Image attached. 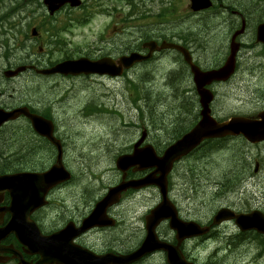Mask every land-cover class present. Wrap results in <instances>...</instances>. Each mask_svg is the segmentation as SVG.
Masks as SVG:
<instances>
[{"label": "rangeland", "instance_id": "374dc122", "mask_svg": "<svg viewBox=\"0 0 264 264\" xmlns=\"http://www.w3.org/2000/svg\"><path fill=\"white\" fill-rule=\"evenodd\" d=\"M170 1L174 4L179 0ZM41 4V0H0V16L4 15L8 21V16L11 15V19L14 20L11 24L16 23L15 42L19 46V48L12 45L1 46V64L3 61L12 63V65L26 64L36 60L39 46L35 40L29 39V32L31 33V25L38 24L45 15ZM163 6L164 1L162 0H91L83 10H66L60 16L81 13L88 14L93 19L94 12L97 10L112 11L115 15L118 12L124 14L126 10L132 11L133 9H137L138 15L154 10L157 14L169 16ZM32 17H35V21L30 22ZM94 21L95 25L81 24L78 44L72 43L68 46L69 49L78 48L81 54L97 57L119 48L123 36L115 28V20L109 26L103 23L101 17ZM189 24L190 27H194L197 22L192 19ZM170 25L178 27V24L174 22ZM165 27L168 28V25ZM221 30V24L212 25L211 32L205 36L206 42L209 43L211 40L213 42L215 38L220 37ZM251 33L252 26L243 37L244 50L241 58L243 67L246 69L254 68L255 62L261 60L259 57L262 56L254 50L250 43ZM137 34L138 32L134 33L130 29L128 39L133 40ZM207 48L205 44L204 50L206 51ZM28 52H30L29 57L24 56ZM59 56V52L50 55L53 60ZM45 59V62L49 60L48 54L45 55ZM156 76L148 70L144 73L141 67L132 71L129 78L91 80L87 84L80 82L75 89L64 80L54 88L47 78L36 77L32 73L23 74L10 81H5L0 74V86L10 87L13 94H19L21 97L29 96V100L35 101L40 107L44 105L53 107L49 110L53 114L59 108L62 109L58 128L64 138L67 137L68 158L78 173L80 187L73 197L74 202L64 205L59 210L62 212L59 221L83 217L90 212L97 197L103 192V187L111 181L110 175L115 181L122 177L119 172L112 174L110 165L114 164L116 154L125 148V144L126 147L132 146L134 141L142 135L144 124L140 119L141 116L152 125L153 135L158 139H170L182 129L185 118L175 117L174 112L179 111V108L185 104L181 115L190 116L193 108L189 99L194 96L193 89L180 76L176 77L175 72H170L168 78L172 81V91L167 93L157 81ZM72 88L71 96L63 94ZM260 91L264 95V85L261 86ZM60 95L59 106H55L54 100ZM24 101L26 100L20 103ZM246 102L247 92L243 91L240 97L233 94L229 99H224L222 104L237 105L242 108ZM13 103V98H9L8 104ZM96 109L107 110L111 113L97 112ZM71 115L74 116L70 117ZM111 117H113L112 121H110ZM139 122L141 126L138 128ZM17 126L15 123L12 124L10 130L0 138L2 164H7L14 157L23 156L27 161L33 158V166L40 165V157H37L39 150H43L49 156L52 153L51 149L37 140L30 139L28 134L25 139L18 137L17 134L13 141H7V138L12 139L17 133ZM216 155L228 163V168L219 167L221 162L217 160H211L208 163L197 161L176 172L177 177L182 179L179 187L182 197L185 199L192 197L187 204L192 209L191 211L201 218H206V215L221 203L234 204L233 202L239 200L238 194L240 193L249 194L246 198L251 197V194L257 195L259 203L264 206V145L255 146L252 161L243 148H239L237 152L228 150L217 152ZM174 184H178V179ZM123 198L118 215L125 221L122 222L121 228L106 235L107 241L104 245L110 246L111 244V246L128 248L135 246L141 237L138 233L142 232L141 228L144 230L145 216L159 203L157 202L158 196L151 188H145L136 193L131 192ZM252 201H255V198ZM47 215H51V212L43 217L46 219ZM48 222L52 228H49L47 232L55 231L56 228L53 226L58 221L49 220ZM223 229H226V233L229 234L227 239L224 236L215 237L204 245L194 247L195 250L191 253L200 254L203 260L209 258L211 262H214V258H223L214 264H264V238L254 237L251 234L239 237L235 234L236 229L232 223H227ZM162 231L164 232V229ZM98 236L89 237V241L94 242ZM102 243L98 242L100 246H104ZM215 252H217L216 255ZM157 262L160 263L159 260Z\"/></svg>", "mask_w": 264, "mask_h": 264}, {"label": "flooded vegetation", "instance_id": "af4514ba", "mask_svg": "<svg viewBox=\"0 0 264 264\" xmlns=\"http://www.w3.org/2000/svg\"><path fill=\"white\" fill-rule=\"evenodd\" d=\"M164 1V6L163 9L165 10L166 13L169 14V18H176V15H181L185 12H188L189 10H192L191 8V0H179L178 2H175L174 4L170 1V0H162ZM215 1V5L211 10L205 11V10H201V11H197L196 13H192L191 14V18H193L195 21H199V20H203L204 18V13L205 14H216L218 13L219 16L218 18H220L218 20L217 23L221 24L222 26V30H221V36L215 38L216 40H214L213 42H209L207 43L205 40V36L208 34L205 30L201 29L198 30L196 32H192L189 28H183V26L177 30V29H173L169 35V38L173 41H176L180 44H182L184 47H186L194 61L196 62L197 65H201V63L203 62L204 59H206L207 57H209V54L211 53V55L215 58L218 59L219 56L224 55L225 57L228 56L230 50H231V41L232 38L235 35V30L236 28H240L242 26V19L245 17L248 20V23L246 25H248V29L242 33L241 35L237 36V39L240 41V50L238 53V59H242V53L244 50V41H243V37L249 32L250 27L252 26V33L250 35V43L253 46L254 50L261 56L259 57L261 60H257L255 62V67L253 68V73L255 75H260V76H264V44L258 41L257 38V27L260 23H262L264 21V0H214ZM225 12V13H221V12ZM193 12V11H192ZM226 12L232 13V15L228 16V14ZM236 13V14H233ZM158 19L161 18L160 14H157L154 12V10H150L148 11L146 14L145 13H140L139 15L137 14V9H133L132 11H130L129 14H126V17L123 19L124 24L122 26V32L124 33V30L126 28V22L128 21L129 24L131 25H136V26H140L144 19H152L150 21H148L147 23H144L142 26H144L145 28H147L149 34H150V38L151 39H155V40H160L166 33V30L164 27L159 26L155 21V19H153L154 17H156ZM164 21L167 20L166 17L164 16ZM206 20L208 21V17L206 16ZM170 24H172V20L169 21ZM171 27V25H170ZM0 34H4V32H0ZM7 35H4L2 39H0V42H2L1 46H7V45H12L14 47H17L16 42L12 41L11 36L9 35V33H6ZM41 33L39 32L37 37H40ZM39 40V44L38 46H40V49L43 50L42 46L40 45L41 43H45L47 47H49L50 49L53 48L52 53L54 54L55 52H59L60 56L55 59V60H60V61H64L66 59H73V58H79L80 56H77L74 52L72 51H67L65 49H61L60 47L56 46L57 43L60 44V42L58 41H53L52 39H48V40H42L40 38H38ZM48 41L54 42L50 43ZM145 42L146 40H144V36H141L138 40H136L134 42V45L132 46L133 49L138 50L142 53H148L149 50L147 48H145ZM214 43V44H213ZM205 44H207L208 48L205 51L204 50V46ZM128 41H122L120 47L109 53L108 56H120L121 54H123L124 52L128 51ZM169 53V54H167ZM190 57V56H189ZM191 59V57H190ZM225 60V59H223ZM58 61V62H60ZM56 62V63H58ZM34 63L36 65H41L43 67H52L55 64L49 63V62H45V58H41V57H37L36 60H32L31 64ZM152 63L153 64H159V63H166L168 65L167 69H166V73L163 74V76H161V78L159 79V83L161 84V86H163V88L165 89V92L170 93V91H172V81L171 79L168 78V74L170 72H175L176 73V77L180 76L182 78V80L187 82V79L189 77H193V71L195 70L194 67L192 65L189 66L187 63L184 62L183 57L180 54L177 53H170V52H166V53H158V55L152 59ZM151 63V64H152ZM223 63V62H221ZM220 63V64H221ZM243 65V62H242ZM200 68H197V71H199ZM28 73H32L34 74L36 77H38V75H36V73H34L33 71H29ZM238 73L240 74V70L238 71ZM238 74V75H239ZM72 75H62V74H57V75H50V76H46L43 78H47L50 82H52V86L54 88L57 87V84L64 80L67 81L69 84H71L72 87H74L75 89L78 87V84L81 82V77L85 76H73ZM126 75H128V73L126 72ZM97 75H91V76H86L87 79L93 80L94 77ZM5 81L7 80H12L9 78H4ZM255 87V89H253ZM260 90L259 87L253 86L251 88V92H250V98H255L258 91ZM78 91V90H77ZM73 92V88L70 89L67 92H64L63 94H65L66 96H71ZM14 92L10 89V87L8 86H4L1 87L0 86V107H4L7 109H11L14 107H20V106H27L32 113H36V114H40L43 115L46 118L52 119L55 123V136L60 139L61 143H62V158H61V162L62 164H64L66 167L70 168L73 171V179L70 180L69 182L65 183L64 185H61L60 187L57 188L56 191L53 192V190L50 191L49 196H50V203L52 202L54 204V208L56 209V212L54 215H47V218L45 219L43 216L45 214H48V212L46 211V209L38 212L35 214V219H37L38 221L41 222L42 225V229L44 231V233H49L47 232V230L50 228V224H49V220L50 221H58V219L60 218V216L62 215V212H59V210H61V208L68 203H73L75 199H73V197H75L76 195V191L79 189V184H78V173L75 170V168L72 165V162L69 160L68 156H69V148H68V141H67V137L64 138L62 132L60 131V129L58 128V120L59 118H61V112L62 109L59 108V110L55 111L54 114L50 113L49 110L53 107H49L47 105H44L42 107L38 106V104L35 103V101L31 102L29 100V96H24L21 97L19 94H13ZM233 91L231 89L228 88L227 93H226V99H229L232 96ZM241 94V88L238 89V91L236 92L237 97H240ZM62 95V94H61ZM61 95L54 100L55 102V106H59V99L61 97ZM9 98H13L14 103L12 105L8 104ZM22 100H26L22 103H20ZM39 102H42L41 99H38ZM230 103V102H229ZM228 103V105H229ZM185 106V104H183L180 108L179 111H175L174 112V116L177 117L178 115H181L182 109ZM248 105H245L244 107H237V106H228V109L224 111L223 115L220 118L226 119V118H231L234 116H250V117H254L257 118V116L259 115V110H256L255 108L253 109H245ZM224 107V105H223ZM80 110V108H79ZM223 112V110L221 111ZM74 115H71L70 117H73ZM197 116V113L193 110L192 113L190 114V116H188V119H192L194 117ZM165 119V117H164ZM15 124H17L18 126L17 128V133L12 137L11 141L14 140L15 137L21 136L22 139H25L28 135V137L30 139H34L37 140L39 142H41L42 144L46 145L47 147H49L52 151L51 155L47 156L45 154V152L43 150H39L37 157H40V165L37 166H33L32 165V159L23 162L24 160L21 159L18 162L15 163V165L13 166H7L5 167L2 164V157L0 156V175L3 174H7V173H18L21 171H43L46 168H49L53 165H57L59 164V155H58V150L57 148L51 144L49 142V140L45 137H40L36 131L34 130L32 123L30 120L24 118V117H19L17 120L14 121ZM28 126H27V124ZM192 125V122L189 123V125L187 127H190ZM10 126H4L0 128V137L7 131L10 130ZM150 127L153 130L152 125L150 124ZM16 131V130H15ZM152 133V132H151ZM28 134V135H27ZM224 143L227 146L225 148V150L228 151H232V152H237L239 148H243L249 158L250 161L253 160V154L255 153V146L258 145H264V141L259 142V143H251L249 142L246 138H244L241 135H235V136H230L227 138H224ZM153 144L157 145L158 142V138H156V141L154 140H150ZM149 142V140H148ZM221 164L219 165V167L222 168H228V163L225 160H221L220 161ZM17 167H21V168H17ZM207 167V166H206ZM204 169V168H203ZM201 171V169H200ZM198 172V171H197ZM254 172V171H252ZM142 175H138L136 177H141ZM257 176V175H256ZM222 183V182H221ZM157 190V189H156ZM142 191V190H141ZM53 192V193H52ZM182 196V195H181ZM190 198H187V200L189 201ZM9 199V202H8ZM8 202V204H7ZM49 203V204H50ZM7 204V205H6ZM10 204V194L9 193H5L3 196V201L0 204V208H3L4 211L0 212L2 213L3 219L4 220H9L10 214L7 212L6 208L8 207V205ZM48 204V205H49ZM5 205V206H2ZM69 219H76V218H68L66 220ZM81 218H77V222L81 221ZM108 230H110V228L107 229H103V232L106 233ZM140 231V230H139ZM141 235L143 234V231L140 233H138ZM91 235L90 232L82 235L78 241L80 242V244L88 246L94 250H98L99 252H104L105 250H108L107 247H103L102 249L98 248L96 244H93L91 242L88 241V237ZM160 235L168 240L171 241L172 243H175V241L173 240L172 237L170 238H166L167 237V232L162 233L160 232ZM97 240L103 242L102 244L104 245L107 241V237L106 238H98ZM10 241H6L5 244H10ZM111 245V244H110ZM115 246V245H113ZM184 246H182L183 250H184ZM116 247H120V246H116ZM120 248H124V247H120ZM185 252V250H184ZM157 255H163V253H158V254H153L150 256H147L146 258H140L141 260L137 261L134 264H168L167 262V258H153ZM24 259L26 260V262L28 264H33L34 262H36V264H45L41 262V259L39 256H27L24 257ZM160 261V263H158L157 261ZM16 262H18V260H16ZM69 263L67 264H102V261H96L95 258H69Z\"/></svg>", "mask_w": 264, "mask_h": 264}, {"label": "water", "instance_id": "95a60500", "mask_svg": "<svg viewBox=\"0 0 264 264\" xmlns=\"http://www.w3.org/2000/svg\"><path fill=\"white\" fill-rule=\"evenodd\" d=\"M65 0H46V3L49 4L50 9L52 11H54L55 9H57ZM71 1L72 3L75 2V0H68ZM201 0H193V8L198 10L203 8L204 6H209L210 3L208 4H201L200 3ZM125 62L132 64L133 62V57H129L128 59L125 60ZM77 72H86V73H91V72H105V63L103 62H96V63H90V64H82V62H77ZM79 64H81L79 66ZM232 67V64H231ZM61 70V69H59ZM227 70V67H226ZM107 72L112 73V74H117L119 72L114 71V67L112 66H107ZM17 114H9L7 116L8 117H14ZM231 126L230 125H222V126H218L215 127V130H217L219 133H225L230 131ZM260 132H264V127L260 130H258ZM256 132V131H254ZM215 131H212L211 127H209L205 122L201 123L192 133L188 134L187 136L184 137V139H182L176 146H174L173 148L170 149V151L165 155L164 158H161L160 160L157 159H153L151 161L152 165H156L157 168V172L161 173V176H156V173H152L150 174L144 182H141V184H151V183H156L157 185L160 186L161 191L163 194L166 193V174L167 172L170 170L171 164L172 162L175 160V158L177 156V154L181 153L183 150L184 152H188L190 151L194 146H196L198 143H200V141L207 137L210 136L211 134H214ZM135 157L133 156H122L119 159V165L121 167H126L128 165V163H131V161H134ZM3 178H0V188L3 187H9L10 182L9 181H3ZM129 185V184H128ZM127 187V185H126ZM26 193H22L20 194L17 190H16V196L18 199V205H20L21 207H26L28 205V203L24 202ZM36 199V196H34L32 198V201H34ZM166 208L165 206H163V208L161 210H157L155 213V217H150V220H148V226H149V234L148 237L146 238L144 245L142 246V248L140 249L139 253H137L134 256H131L130 258H135V257H139L140 255H143L149 251H152L153 249H156L158 247H163L165 245H159L156 242V234H155V227L158 224V222L160 221V219L167 217L169 215V210L168 211H164ZM164 211V212H163ZM233 213L231 211H225V209L221 210L218 213V218H217V222H220L221 220L228 218V217H232ZM264 220V219H263ZM237 222L240 226H242L243 228H251V227H257L258 229H260L261 231H264V225L259 223L257 219H253V214L250 215H240L237 217ZM184 227V226H183ZM193 230V228H191ZM155 236V237H154ZM168 251H169V261L171 264H188L186 261L182 260L181 258H183L179 253L177 248L168 246L167 247Z\"/></svg>", "mask_w": 264, "mask_h": 264}, {"label": "bare ground", "instance_id": "6f19581e", "mask_svg": "<svg viewBox=\"0 0 264 264\" xmlns=\"http://www.w3.org/2000/svg\"><path fill=\"white\" fill-rule=\"evenodd\" d=\"M250 30V29H249ZM50 113H52L53 114V112L52 111H49ZM1 138V137H0ZM9 140H11V139H9V138H7V141H9ZM21 159H23L24 161L23 162H25V161H27V159H25L23 156L22 157H14V158H12V161L10 160L7 164H3L5 167H7V166H13V165H15V163L16 162H18L19 160H21ZM146 174H147V176H149L150 175V172H146ZM215 255L217 254V252H215L214 253Z\"/></svg>", "mask_w": 264, "mask_h": 264}]
</instances>
